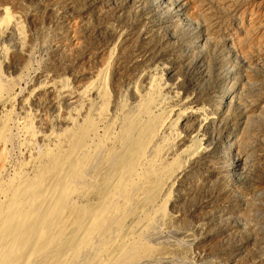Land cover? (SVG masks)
<instances>
[{"label": "rangeland", "instance_id": "obj_1", "mask_svg": "<svg viewBox=\"0 0 264 264\" xmlns=\"http://www.w3.org/2000/svg\"><path fill=\"white\" fill-rule=\"evenodd\" d=\"M53 201L38 262L264 264V0H0V221Z\"/></svg>", "mask_w": 264, "mask_h": 264}, {"label": "bare ground", "instance_id": "obj_2", "mask_svg": "<svg viewBox=\"0 0 264 264\" xmlns=\"http://www.w3.org/2000/svg\"><path fill=\"white\" fill-rule=\"evenodd\" d=\"M66 202L63 201L64 205ZM62 208L63 205L59 202L45 203L33 221L34 230L23 235L21 232L32 219V212H21L20 209L15 208L5 225L0 221V232L7 235L6 244L0 247V264H49L48 259L38 262L36 255L40 251V254L55 251L58 248L55 247L60 246V235L49 238L48 232L57 225ZM58 264L68 263L61 260Z\"/></svg>", "mask_w": 264, "mask_h": 264}]
</instances>
